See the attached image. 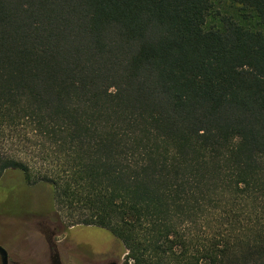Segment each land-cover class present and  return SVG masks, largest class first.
<instances>
[{
    "label": "trees",
    "instance_id": "trees-1",
    "mask_svg": "<svg viewBox=\"0 0 264 264\" xmlns=\"http://www.w3.org/2000/svg\"><path fill=\"white\" fill-rule=\"evenodd\" d=\"M9 172L125 264H264V0H0Z\"/></svg>",
    "mask_w": 264,
    "mask_h": 264
},
{
    "label": "rangeland",
    "instance_id": "rangeland-1",
    "mask_svg": "<svg viewBox=\"0 0 264 264\" xmlns=\"http://www.w3.org/2000/svg\"><path fill=\"white\" fill-rule=\"evenodd\" d=\"M0 186L11 187L17 192L8 195L7 192L0 191V244L12 257H18L20 264H47L46 258L42 256L43 254L46 256L47 253L45 235L40 233L38 226L37 232L34 230L26 232L25 218L31 222L37 218V224L48 219L58 226L59 232L65 231L62 236L55 239L64 245L61 249L65 264H74L73 260L75 264H80V258L90 253L89 247L85 246L77 250L72 249L75 246L73 244L77 242L90 245L91 251L97 254L113 245L112 249L118 250V253L124 257L125 264L127 255L123 247L108 232L95 227H70L68 220L60 219L57 214L49 218L40 215L47 210L48 203H52V192L48 186H30L19 172H9L0 179ZM28 211H37V215ZM71 249L73 260L68 256V254L71 256ZM41 256L43 258L40 260Z\"/></svg>",
    "mask_w": 264,
    "mask_h": 264
},
{
    "label": "flooded vegetation",
    "instance_id": "flooded-vegetation-1",
    "mask_svg": "<svg viewBox=\"0 0 264 264\" xmlns=\"http://www.w3.org/2000/svg\"><path fill=\"white\" fill-rule=\"evenodd\" d=\"M8 195L12 193H7ZM36 204V203H35ZM29 212V211H28ZM29 213H34L37 215V211H32ZM41 216H45L46 218H49L51 216H56V213L52 210V203H48V208L47 210L43 213H40ZM34 222V224H32ZM25 228H26V232H28L29 230H34L35 232H37V226L38 228H40L41 230V234L43 233L45 235L46 238V245H47V253L46 256L43 254L42 256H44V258H46L47 260V264H65L63 259H64V255L62 252L61 247L64 246L62 244V242H57L55 241V239L57 237H60L63 235V233L65 231H61L59 232L57 229V225H55L54 222H52L51 220H44L43 222H38L37 224V218H34V220L31 222V220H28L25 218ZM73 243V242H72ZM75 246L72 247V249H80L82 247H89L88 249L90 250V253L83 255L80 258V264H124V257H122L119 253L118 250H113V245L111 247H108L109 249L107 250H103V252H100V254H97L95 251H91V246L88 244H80V243H75L73 244ZM0 246L2 248L5 249V247H3L2 244H0ZM72 249H71V256L70 254H68L69 258H72ZM6 250V249H5ZM7 252V260H8V264H20V261L18 260V257L14 258L10 255V253L6 250ZM37 254V253H36ZM40 257L41 258L43 257ZM20 257V256H19ZM21 259V258H20ZM0 262H1V258H0ZM73 263L75 264L74 260Z\"/></svg>",
    "mask_w": 264,
    "mask_h": 264
},
{
    "label": "water",
    "instance_id": "water-1",
    "mask_svg": "<svg viewBox=\"0 0 264 264\" xmlns=\"http://www.w3.org/2000/svg\"><path fill=\"white\" fill-rule=\"evenodd\" d=\"M0 258H1V264H8L7 252L1 246H0Z\"/></svg>",
    "mask_w": 264,
    "mask_h": 264
}]
</instances>
